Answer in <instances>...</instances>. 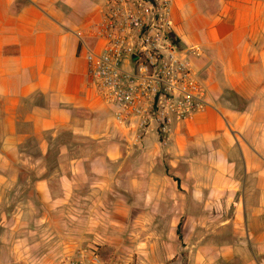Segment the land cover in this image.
Returning a JSON list of instances; mask_svg holds the SVG:
<instances>
[{
    "label": "crops",
    "instance_id": "obj_1",
    "mask_svg": "<svg viewBox=\"0 0 264 264\" xmlns=\"http://www.w3.org/2000/svg\"><path fill=\"white\" fill-rule=\"evenodd\" d=\"M101 5L0 0V264L77 262L93 243L264 264V0H171L209 106L166 145L134 144L91 83Z\"/></svg>",
    "mask_w": 264,
    "mask_h": 264
},
{
    "label": "built area",
    "instance_id": "obj_2",
    "mask_svg": "<svg viewBox=\"0 0 264 264\" xmlns=\"http://www.w3.org/2000/svg\"><path fill=\"white\" fill-rule=\"evenodd\" d=\"M101 6L94 31L101 46L86 56L91 83L116 122L134 132V144L154 132L166 145L175 122L209 106L191 64L195 51L174 35L171 0H102ZM79 258L67 264H102L88 249Z\"/></svg>",
    "mask_w": 264,
    "mask_h": 264
},
{
    "label": "rangeland",
    "instance_id": "obj_3",
    "mask_svg": "<svg viewBox=\"0 0 264 264\" xmlns=\"http://www.w3.org/2000/svg\"><path fill=\"white\" fill-rule=\"evenodd\" d=\"M3 227L0 225V234L2 233ZM117 240L116 236L102 238L104 244H108L110 241ZM100 239H98V242ZM100 243V242H99ZM113 244V243H112ZM101 245L93 243L91 248H87L91 255V260L97 257L102 264H114L115 261H122L125 264H149L150 255L146 251L147 248H113L111 245ZM143 251V252H142Z\"/></svg>",
    "mask_w": 264,
    "mask_h": 264
}]
</instances>
